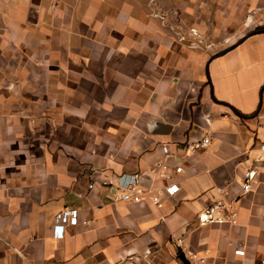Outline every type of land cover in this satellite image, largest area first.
<instances>
[{
	"label": "crops",
	"instance_id": "0c3cea01",
	"mask_svg": "<svg viewBox=\"0 0 264 264\" xmlns=\"http://www.w3.org/2000/svg\"><path fill=\"white\" fill-rule=\"evenodd\" d=\"M174 27L217 47L192 49ZM262 144L264 0H0V264H264ZM135 176L181 189L160 208L113 202ZM221 200L238 224L199 225ZM65 208L79 224L58 239Z\"/></svg>",
	"mask_w": 264,
	"mask_h": 264
},
{
	"label": "built area",
	"instance_id": "2783aa9c",
	"mask_svg": "<svg viewBox=\"0 0 264 264\" xmlns=\"http://www.w3.org/2000/svg\"><path fill=\"white\" fill-rule=\"evenodd\" d=\"M163 22L167 21L166 15H157ZM175 33L178 36V39L187 44L192 49H202L207 51H214L216 49V43H214L210 38H208L205 33H202L196 27H189L184 29L183 27H174ZM212 143L211 136L207 135L201 140L190 141L187 143V149L192 151H204L209 148ZM260 151L263 153L260 160L264 161V144L260 146ZM163 152L165 158H171L175 153L167 145L163 146ZM169 167L165 161H160L154 168V172L158 173V176L161 179H169L168 175ZM184 168L179 166L176 168L177 173H182ZM257 177V171L253 168L246 169L245 178L243 183L244 193H250L253 188V183ZM104 185L107 187H113L114 185L111 182L104 181ZM94 186L90 185V189ZM180 185L170 184L166 186L161 191H150L144 190L140 185V180L137 176L125 179L120 183L119 188L113 194V202L115 203H138L143 200H149L156 207H162L163 200L161 194H166L168 196H174L180 191ZM218 192L223 194L225 189L219 188ZM79 210L73 208H65L61 211L56 217V224L54 227V233L58 239H62L65 235V229L68 226H76L79 224ZM238 212L235 211L231 203L225 202L224 200L216 201L207 207H205L198 215L197 220L199 225L205 226L210 224L218 225H237L238 224ZM87 224V222H85ZM235 255L239 257H245L247 255L246 249L244 246H238L235 250ZM185 256L193 264L198 261H205V257H201L198 254L191 253ZM133 264L131 258H128L127 261L121 262Z\"/></svg>",
	"mask_w": 264,
	"mask_h": 264
},
{
	"label": "water",
	"instance_id": "95a60500",
	"mask_svg": "<svg viewBox=\"0 0 264 264\" xmlns=\"http://www.w3.org/2000/svg\"><path fill=\"white\" fill-rule=\"evenodd\" d=\"M179 258L183 264H191V262L188 260L184 253L180 254Z\"/></svg>",
	"mask_w": 264,
	"mask_h": 264
}]
</instances>
